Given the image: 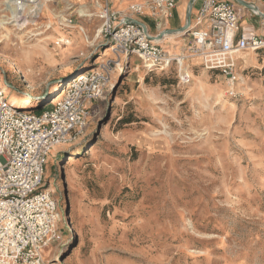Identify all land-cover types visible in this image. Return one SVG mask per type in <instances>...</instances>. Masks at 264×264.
Returning <instances> with one entry per match:
<instances>
[{
  "label": "rangeland",
  "instance_id": "1",
  "mask_svg": "<svg viewBox=\"0 0 264 264\" xmlns=\"http://www.w3.org/2000/svg\"><path fill=\"white\" fill-rule=\"evenodd\" d=\"M41 1L17 21L0 0L7 99L27 95L47 109L77 77L110 71L85 129L48 158L60 217L46 261L264 264V49L236 56L231 95L224 73L191 54L192 33L177 34L166 44L188 56L193 80L183 85L176 64L149 71L139 56L111 51L105 0ZM133 18L159 34L148 17Z\"/></svg>",
  "mask_w": 264,
  "mask_h": 264
},
{
  "label": "built area",
  "instance_id": "2",
  "mask_svg": "<svg viewBox=\"0 0 264 264\" xmlns=\"http://www.w3.org/2000/svg\"><path fill=\"white\" fill-rule=\"evenodd\" d=\"M6 1L5 9L15 18ZM34 1L18 0V4ZM177 5L178 0H150L131 4L123 14L107 4L100 14L102 32L115 44V53L139 56L149 71H166L176 64L180 83L188 85L193 80L185 66L188 56L171 54L152 39L149 30L131 20L137 15L150 17L162 32ZM26 10L19 8L14 20L20 21ZM65 22L71 27L73 17H66ZM190 32L191 54L201 56L207 69H220L230 94L235 95L239 80L236 56L264 49V36L241 25V8L230 0H202ZM109 78L107 67L77 77L42 112L13 105L0 88V264H49L44 250L58 237L60 214L46 185L48 158L54 148L82 133L89 118L88 104L101 97Z\"/></svg>",
  "mask_w": 264,
  "mask_h": 264
},
{
  "label": "crops",
  "instance_id": "3",
  "mask_svg": "<svg viewBox=\"0 0 264 264\" xmlns=\"http://www.w3.org/2000/svg\"><path fill=\"white\" fill-rule=\"evenodd\" d=\"M147 1H150V0H105V4L106 5L109 4L111 6L113 5L112 6L113 9H116L118 11H123V9L125 10L128 6H130L133 3H144ZM189 1L190 0L187 1L186 5H184V0H178V5H177V8L174 10L173 15L166 20V23H165L166 29L179 28L186 23V13H187ZM246 1L256 5L259 8V10L264 13V0H246ZM201 3H202V0H196L194 7L192 9V26L196 25V19L199 14ZM148 18L151 20L152 25H153L151 29L155 28L158 31V33H160L161 31L157 29V26H155L156 24L154 25V22H153L154 20L150 17ZM241 25L244 27H251L259 35L264 36V18L252 10L241 8ZM173 36H176V35H168L158 42L163 47L164 46L168 47L169 50L171 48L170 51L178 55L182 52V49H183L182 43H178L171 47L168 43L166 44V42H168L169 40H172V38H174L175 40V37ZM202 62H203V59H202Z\"/></svg>",
  "mask_w": 264,
  "mask_h": 264
},
{
  "label": "water",
  "instance_id": "4",
  "mask_svg": "<svg viewBox=\"0 0 264 264\" xmlns=\"http://www.w3.org/2000/svg\"><path fill=\"white\" fill-rule=\"evenodd\" d=\"M230 1L235 3L240 8L242 7V8H246L248 10H252V11L256 12L264 18V13L262 11H260L256 5L249 3L246 0H230ZM195 2H196V0H190L189 1L187 13H186V23L183 26H181L179 28L166 29V30L160 32L156 36L151 35L152 39H154L156 41L157 40L161 41L164 37H166L168 35H177V34H183V33L190 32L191 27H192V9L194 7ZM131 20L133 22L141 24L145 28V30L148 32V26L143 21H140L136 18H131ZM70 79H71V77H70ZM74 79L75 78H72V80H74ZM62 90L63 89H60L59 92H61ZM58 94L59 93H56V95H54V97H56Z\"/></svg>",
  "mask_w": 264,
  "mask_h": 264
},
{
  "label": "bare ground",
  "instance_id": "5",
  "mask_svg": "<svg viewBox=\"0 0 264 264\" xmlns=\"http://www.w3.org/2000/svg\"><path fill=\"white\" fill-rule=\"evenodd\" d=\"M37 2H35L34 4H32V3H30L29 2V4L28 3H22L21 2V4L19 5L18 4V1L16 0H9V5L11 6V11L13 12V16L16 18L17 17V15H18V9L20 8V9H22L23 7H30V8H33V9H40L41 8V6H43L42 4H41V0H36ZM36 7V8H35ZM85 11L87 12L88 11V9H86V8H82L81 10H80V12L81 13H83V15H84V13H85ZM20 14V13H19ZM3 23H5L3 20H0V25H2ZM99 35V34H98ZM97 37V36H96ZM157 41H160V40H157ZM111 51H115V48L114 47H112L111 48ZM0 88H2V85L0 84ZM26 95V94H25ZM32 97L31 96H25V99L23 100V101H20V100H18L17 98H12L11 99V103H13V105H16V106H20V107H22V108H25V109H28L29 107L31 108V106H32V99H31Z\"/></svg>",
  "mask_w": 264,
  "mask_h": 264
},
{
  "label": "trees",
  "instance_id": "6",
  "mask_svg": "<svg viewBox=\"0 0 264 264\" xmlns=\"http://www.w3.org/2000/svg\"><path fill=\"white\" fill-rule=\"evenodd\" d=\"M51 97L50 95H47V97L45 99H49ZM34 100V99H33ZM44 109H46V106L44 105H37L36 107H29L27 110H31V111H35V112H42Z\"/></svg>",
  "mask_w": 264,
  "mask_h": 264
}]
</instances>
